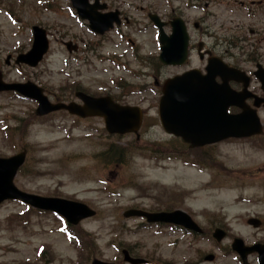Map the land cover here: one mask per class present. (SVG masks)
<instances>
[{"label":"rangeland","instance_id":"1","mask_svg":"<svg viewBox=\"0 0 264 264\" xmlns=\"http://www.w3.org/2000/svg\"><path fill=\"white\" fill-rule=\"evenodd\" d=\"M103 1L108 10L118 9L130 16V22L98 37L86 21L76 17L69 0H0V72L4 81H33L51 101L75 100V90L124 93L121 103L138 105L145 114L136 140L133 135L108 134L103 120L97 117L80 119L62 111L36 117L33 100L0 92V157L27 151L14 177L15 185L31 193L79 200L96 210L94 216L70 225L78 234L70 241L60 229L62 219L53 212L33 207L26 210L28 206L19 200L3 201L0 264H90L94 257L124 264L120 251L127 246L155 260L147 261L149 264H241L226 245L233 237L245 244L264 242V228L248 225L245 219L264 215V154L236 143L221 145L220 159L228 176L218 173L219 166L205 164L194 170L178 155L174 158L169 154L170 138L156 124L152 68L156 72L158 45L146 16L167 14L177 5L186 16L204 14L185 9L184 0ZM228 1V5L222 0L208 7L215 16H222L217 22L223 28L217 35H229L233 31L227 28L242 25L246 34L260 40L264 51V12L255 11L258 19L248 18L245 7ZM33 25L46 30L49 50L34 68L15 65L14 58L31 46ZM257 28L260 37L256 31L255 35L249 32ZM68 40L78 46L76 52L66 51L63 41ZM241 44L247 48L248 42ZM8 55L12 59L6 65ZM117 63L122 66L116 67ZM163 143L166 147H159ZM242 165L251 169L248 176L239 174V168L245 167ZM216 175L230 181L231 187L207 186ZM171 202L198 212L195 220L203 227L204 238H192L167 227L145 226L136 216H123L131 208L156 209ZM221 222L229 236L215 242L210 233ZM206 254H213V259L204 260ZM247 260L256 264L255 253Z\"/></svg>","mask_w":264,"mask_h":264},{"label":"water","instance_id":"2","mask_svg":"<svg viewBox=\"0 0 264 264\" xmlns=\"http://www.w3.org/2000/svg\"><path fill=\"white\" fill-rule=\"evenodd\" d=\"M93 4L88 0H71L77 13L89 21V26L97 33H102L118 22L117 12L98 13L97 9L104 8V4ZM155 21V15H150ZM34 40L31 49L17 57L16 62H25L34 66L42 58L47 49L45 30L33 27ZM166 38L160 59L165 64H180L186 56V36L183 28L173 30ZM68 50L70 44H66ZM75 48V47H73ZM213 62V61H212ZM210 63L207 72L201 75L198 70H189L180 75L168 78L162 88L163 95L158 104V117L164 131L181 136L191 146L214 142L225 137H236L249 134L247 124L241 122L237 115L226 113L230 105H237L244 99V93L236 92L229 88L228 80L237 79L239 71L228 68L219 63ZM216 76H221L223 84L214 81ZM16 90L24 96L37 101L36 115H44L56 109H67L70 113L80 117L101 116L104 119L105 129L108 133L136 132L141 122V114L137 107L121 106L114 103L109 97H91L82 92L76 96L82 100L81 105L69 102L50 103L41 88L31 82L5 83L0 74V91ZM242 94V95H241ZM199 134V136H197ZM197 136V137H196ZM24 151L7 158H0V202L4 199H20L39 209H49L64 215L70 223L76 224L80 219L92 216L95 212L85 204L56 197H43L19 190L13 184V177L17 168L24 159ZM143 214L147 220H158L159 216L166 213H146L142 211H128V214ZM184 214L182 212H175ZM161 220H166L160 217ZM217 234V238L221 237ZM233 248L238 251L243 259V264H248L245 257L248 252L259 253V263L264 264V245L244 246L241 240H236ZM92 264H104L93 260Z\"/></svg>","mask_w":264,"mask_h":264},{"label":"flooded vegetation","instance_id":"3","mask_svg":"<svg viewBox=\"0 0 264 264\" xmlns=\"http://www.w3.org/2000/svg\"><path fill=\"white\" fill-rule=\"evenodd\" d=\"M183 3L185 9L190 10H201L203 16H186L181 10L180 6H174L171 11L167 14H160L158 16V24L156 26L157 32L160 34V41L157 40L158 53L162 46L161 36L163 33L168 35L172 29V21L175 18H180L184 25L186 35H187V57L185 63L182 65H164L157 59V72L154 77V85L157 89V97L161 95V87L163 81L174 74L184 72L189 69L197 68L200 72H205V67L207 66L209 59L219 58L222 62L226 63L228 66L237 68L244 72L247 76L246 88L250 92L247 98L240 103V106L230 107L228 109L229 113L242 115L244 111L252 116L256 115L260 122L259 133H251L248 136L241 137H229L221 139L220 141L201 145L195 147L193 150H189L190 154L198 161L204 158H210L211 155L221 157L218 148L221 145H228L236 143V145L244 147L248 151L261 152L264 154V51L260 47V40L255 36H249L243 31L242 25L236 24V28H227L228 31H233L231 34H221L220 37L217 35L219 31L223 28L222 23H218L222 16H215L211 13L209 8L213 4L223 3L222 0H184ZM233 3H238L239 5H244L243 1L231 0ZM229 4L230 1L224 2ZM246 11L249 12L250 16L248 18H260L255 16V11L258 13L260 11L264 12V0H247L246 1ZM252 7V9H251ZM205 11V13H204ZM212 15V16H209ZM253 15V16H251ZM125 23H129L130 16H120ZM237 20L238 17L234 16ZM124 23V22H123ZM121 25V24H120ZM119 25V26H120ZM257 28L256 30L250 29L249 32L252 35L259 36L261 32ZM256 31V32H255ZM222 35H228L223 36ZM258 39V40H257ZM248 42L247 48L243 46L242 42ZM245 49V51H243ZM236 52H233V51ZM157 53V54H158ZM173 70L167 72L166 70ZM216 82H220V78H215ZM230 87L239 91L243 87V82L230 81ZM246 108V109H244ZM249 122L250 128L254 129L255 125L253 119L243 120ZM177 141L183 143L184 146L189 148V145L180 140V138L172 136ZM251 169L246 168L242 174L248 176ZM175 209H180L192 215L188 207L179 208L176 204L172 203L167 207H160V210L172 211ZM161 225H168L167 223H161ZM174 227L180 228L177 225L169 224ZM260 227H263L260 225ZM191 232V231H188ZM189 234V233H188ZM191 234V233H190ZM132 254L136 256V253Z\"/></svg>","mask_w":264,"mask_h":264},{"label":"bare ground","instance_id":"4","mask_svg":"<svg viewBox=\"0 0 264 264\" xmlns=\"http://www.w3.org/2000/svg\"><path fill=\"white\" fill-rule=\"evenodd\" d=\"M242 204H240L239 206H241Z\"/></svg>","mask_w":264,"mask_h":264}]
</instances>
